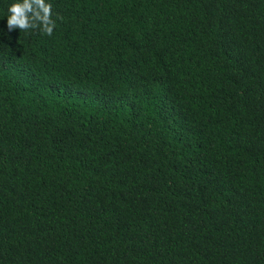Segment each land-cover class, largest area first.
I'll return each instance as SVG.
<instances>
[{
    "label": "trees",
    "instance_id": "16d2710c",
    "mask_svg": "<svg viewBox=\"0 0 264 264\" xmlns=\"http://www.w3.org/2000/svg\"><path fill=\"white\" fill-rule=\"evenodd\" d=\"M0 0V264H264V0Z\"/></svg>",
    "mask_w": 264,
    "mask_h": 264
},
{
    "label": "clouds",
    "instance_id": "9594fccd",
    "mask_svg": "<svg viewBox=\"0 0 264 264\" xmlns=\"http://www.w3.org/2000/svg\"><path fill=\"white\" fill-rule=\"evenodd\" d=\"M7 29L9 32L17 29L28 31L41 28L51 36L56 27L52 20V5L45 3V0H22L14 2L8 7Z\"/></svg>",
    "mask_w": 264,
    "mask_h": 264
}]
</instances>
